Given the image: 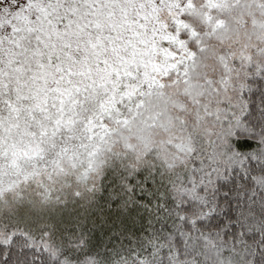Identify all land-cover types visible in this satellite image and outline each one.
I'll use <instances>...</instances> for the list:
<instances>
[{"label":"snow or ice","instance_id":"1","mask_svg":"<svg viewBox=\"0 0 264 264\" xmlns=\"http://www.w3.org/2000/svg\"><path fill=\"white\" fill-rule=\"evenodd\" d=\"M0 264H264V0H0Z\"/></svg>","mask_w":264,"mask_h":264}]
</instances>
